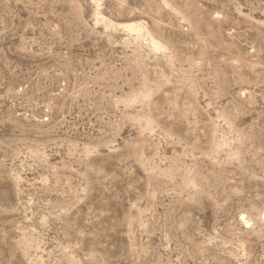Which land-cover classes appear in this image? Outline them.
Listing matches in <instances>:
<instances>
[{
	"label": "rangeland",
	"instance_id": "1",
	"mask_svg": "<svg viewBox=\"0 0 264 264\" xmlns=\"http://www.w3.org/2000/svg\"><path fill=\"white\" fill-rule=\"evenodd\" d=\"M0 264H264V0H0Z\"/></svg>",
	"mask_w": 264,
	"mask_h": 264
},
{
	"label": "bare ground",
	"instance_id": "2",
	"mask_svg": "<svg viewBox=\"0 0 264 264\" xmlns=\"http://www.w3.org/2000/svg\"><path fill=\"white\" fill-rule=\"evenodd\" d=\"M127 30L129 31H133V32H141V25H137L135 23H130V24H126L124 26ZM152 38V37H151ZM151 46L154 48V49H164L165 46H163V44L155 39H152L151 41ZM142 96L143 98H148L151 96V92L150 90H147L145 92L142 93ZM149 99V98H148ZM141 121V120H139ZM225 142V141H224ZM223 142V143H224ZM226 146V145H225ZM189 182V181H188ZM192 184V183H191ZM246 215V214H245ZM247 216V215H246ZM245 217V216H244ZM249 218V217H248ZM247 220V218H245ZM250 221H248L249 223Z\"/></svg>",
	"mask_w": 264,
	"mask_h": 264
}]
</instances>
